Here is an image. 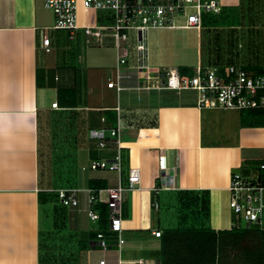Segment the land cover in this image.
<instances>
[{"label": "crops", "instance_id": "0c3cea01", "mask_svg": "<svg viewBox=\"0 0 264 264\" xmlns=\"http://www.w3.org/2000/svg\"><path fill=\"white\" fill-rule=\"evenodd\" d=\"M225 4L236 8L235 14L229 18L223 13V5L215 16L227 22L223 26L230 29L228 39H232L233 29L245 22L258 33L259 37L252 41L260 45L264 41V0H227ZM45 8L43 0H0V264H41L40 241L54 245L49 236L56 223L63 228L55 232L58 249L68 250V244H73L70 250L76 247L74 241L60 236L63 233L79 231L81 237H86L91 232L82 227V218L87 215L85 191L82 198L78 197L77 205L57 206L54 227L41 229V205L49 201L44 193L52 187L41 176V128L46 137L49 163L57 150L56 144L62 151L67 146L71 154L74 152L81 168L92 158L110 159L116 152L112 142L100 151L96 149L89 129L118 128L122 182L126 181L129 166L136 165L140 170L139 182L124 192L121 203L123 243L83 250L80 264H138L139 260L142 264H161L160 235L153 231L180 225L183 217L189 218L190 223L189 215L213 228H229L235 220L228 204L231 173L236 168L251 169L255 173L259 161L264 159L258 151L264 150V141H258L264 133L255 128L259 126H243L240 113L233 112L239 110L236 108L199 107L195 93L189 92L194 89L137 87L142 82L143 69L136 67V57L135 64H128L127 41L123 48L126 61L121 67L129 76L121 79L123 88L119 90L107 86V81L115 78L113 68L118 60L112 35L103 36L100 44L103 48L86 51L87 66L82 71L78 53L75 58L63 50L60 54L66 33L52 27L54 16ZM88 9L83 3L76 7L79 25L96 23L95 13ZM236 16L239 21H234ZM206 26L202 15L200 28L152 27V33H159L161 37L158 41L152 40L150 54L146 32L143 60L147 64L149 58L158 64L153 75L165 68L163 63H168L163 59L165 55L155 56L166 46L173 52L176 67L180 64L191 68L209 66L210 57H203L200 51L199 31ZM172 28H195L196 39L181 38V50L176 53ZM43 36L50 37L49 52L43 49ZM83 38L80 29L70 39H76L75 43L80 45L84 44ZM86 41L92 42L91 46L100 43L91 37H86ZM69 42L73 47L72 40ZM180 53L189 57L179 60ZM54 101L56 106H52ZM215 108L224 111L221 112L225 126L222 140L217 139L214 127L220 120L217 122L216 114L210 110ZM204 109H208L207 121H204ZM230 126L235 130L241 128L233 136L229 133ZM94 171L85 180L87 186L89 178L104 179L106 186L118 181V174L113 170ZM191 190L195 191V200H203L204 206L187 202L186 196ZM171 210L175 215L169 217L167 213ZM66 224L68 228H64ZM90 239L93 241L95 236ZM101 259L103 263L99 262Z\"/></svg>", "mask_w": 264, "mask_h": 264}, {"label": "built area", "instance_id": "2783aa9c", "mask_svg": "<svg viewBox=\"0 0 264 264\" xmlns=\"http://www.w3.org/2000/svg\"><path fill=\"white\" fill-rule=\"evenodd\" d=\"M46 7L54 14L55 29L68 31V36L74 38L78 30L91 37L95 42H101L105 34L114 38L118 52L115 65V78L107 81V86H114L117 90L123 88L121 79L128 77L121 65L126 61L123 52L127 41V31H135L134 51L137 55L136 67L143 69L142 82L137 87L143 88H173L176 90L190 88L197 91V105L199 107L218 108H246L264 106V68L262 72H253L241 66L232 64L226 66H195L190 75H182L177 67L162 68L155 75L144 71L147 67L145 57L146 32L152 27H201L203 11L218 13L221 4L218 0H82L86 8L111 9L114 21L111 24L79 25L76 21V0H43ZM91 40V39H89ZM45 52L51 50L50 37H42ZM56 106V101L52 102ZM107 130L109 131L107 133ZM118 128H90L89 136L95 140L97 147H106L114 143L116 152L112 158H92L89 162L92 169L114 170L118 174L115 185L93 188L90 186H60L54 188L59 201L66 206L78 204V192L87 194L86 213L97 222L100 211L95 207L97 202H105L108 207V234L97 232L94 240L95 247L108 248L120 246L122 235L121 203L124 192L135 187L140 180V170L136 165L127 169L126 181L122 182L121 172L123 159L118 140ZM258 168H264V159L259 161ZM256 172L235 170L231 173L229 182V207L235 215L234 225L243 226L251 223L264 225V183ZM104 194V196L102 195ZM241 220L245 223L242 225ZM161 230H154L160 235ZM103 263L104 260L99 261ZM138 264H142L138 261Z\"/></svg>", "mask_w": 264, "mask_h": 264}, {"label": "rangeland", "instance_id": "374dc122", "mask_svg": "<svg viewBox=\"0 0 264 264\" xmlns=\"http://www.w3.org/2000/svg\"><path fill=\"white\" fill-rule=\"evenodd\" d=\"M223 6L224 11L223 13H226L229 15V18L231 17L232 14H235L236 8H228L229 4H225L227 0H218ZM82 4V0H76V7L80 6ZM239 8V4L237 5ZM237 8V9H238ZM46 12L49 14H53V11L50 8H45ZM89 12L95 13L96 16V23L94 24H100V23H112L114 21V17L112 15V10L111 9H94V8H89ZM54 16V14H53ZM203 16H204V23L207 25L206 28L203 27V29H200L199 34H200V39H201V44H200V51L203 55V57L208 56L210 65L217 64L219 66L227 65V64H232L235 66H242V65H247V64H258L264 66V41L259 45L258 42L252 41L254 37H259L258 33H254L252 31L253 26L250 24H246L245 22H242L241 24H237L238 28L233 29V35L232 39H228V31L230 30L227 26L225 25L227 22L224 21L219 15L216 17L215 13H212L210 11H203ZM111 19V21H110ZM223 20V21H222ZM234 21H239L237 16L235 17ZM54 22V21H53ZM237 23V22H236ZM200 28V27H199ZM249 28V29H248ZM153 28H150L147 30L149 42H148V53L150 54L151 52V46H152V40L155 39L158 41V39L161 37L159 33L154 34L152 33ZM165 30V29H164ZM168 30L167 33L169 32L170 29ZM61 31L65 32V39L62 40V43L60 45V54L65 52L67 55H72L73 58H75V53L79 54V62L80 66L82 67L81 70L83 71V68L87 66V61H86V51L92 52L93 50H97L103 48L100 46L103 42H100L97 45H90L92 42L86 41V37L84 34V41H81L82 43L86 44H81L77 45L75 42L76 39H70L68 38V31L61 29ZM196 29L195 28H190V29H182V28H172L171 33H173V38L176 40V53L180 52L182 45V40L181 38L184 39H196ZM165 33V34H167ZM127 48L129 49L127 52V59H128V64L133 63L135 64V57L137 59V55L134 51V44L136 42L134 36H135V31L133 29H129L127 31ZM67 36V37H66ZM160 36V37H159ZM166 36V35H165ZM262 36V35H261ZM88 38V37H87ZM69 40H72L73 47L70 46ZM179 43V44H178ZM133 45V46H132ZM189 50V49H188ZM183 51V50H182ZM189 52V51H188ZM166 56L163 58L164 60L168 61V63H163L162 65L164 67H176L173 63H176L174 60L173 52L166 46L165 50L162 52H156L155 56L156 57H161V56ZM210 55V56H209ZM152 56H154V52H152ZM185 56V57H183ZM181 56V53L179 54V60L182 58H188V54H184ZM147 67L144 68V71H149L151 74H154L156 72V67L158 64H154L153 62L150 61L148 58L147 62ZM209 65V66H210ZM107 69V68H106ZM115 68H113L114 70ZM189 91V90H185ZM195 93V99L197 98V91H189ZM204 121H207L209 118L206 116V112L208 109H204ZM212 112L216 114L217 122L220 120V122H216L217 125L214 126L217 130L216 137L217 139H223L224 138V133L221 135L223 132L222 129L225 127L223 125V115L221 114V111L223 109H210ZM235 110V109H234ZM239 112V110H235L233 112ZM215 117V116H214ZM230 124V123H229ZM206 126V123H205ZM243 126H250V125H243ZM228 126H226L227 128ZM240 127H236V130H238ZM257 128V131H263L264 133V126H259L255 127ZM54 130V129H53ZM230 135L233 134V136L236 134L235 127L230 126ZM56 132V129H55ZM109 131L107 130V133ZM58 134V130L56 132ZM226 135V133H225ZM263 135V134H262ZM45 133L44 129L41 128L40 130V144L41 148L43 151V154H41V176L44 180L48 181L46 183L48 186H52L50 191L54 193L55 197L53 199H49L47 203H44L41 205V212H40V225L42 231H46L50 229L51 226H55L54 222L57 220V213H58V207L59 208H64L66 205H63L57 195L56 191H54V187L58 186H78V187H86V179L87 177L96 171L94 170H99V169H92L90 168L89 162H87V165L83 166L81 168L80 162H77V158L75 159V153L72 151H69V149L66 147L63 148V152L60 149V145L55 144V148L57 149L53 153V157L50 160L49 163V158L47 154V144H46V139H45ZM258 140V139H257ZM258 141H264V136ZM96 148V147H94ZM96 149H103L101 147H97ZM260 155H264V150H258ZM49 153V152H48ZM107 158V157H106ZM239 171H242L239 168H236ZM103 170V168H102ZM108 170V169H104ZM114 171V170H113ZM111 171V172H113ZM116 172V171H115ZM79 177V178H78ZM83 195H85L84 191H80L78 193V197L82 198ZM51 201L53 203H51ZM52 206V207H51ZM58 206V207H57ZM67 208V207H66ZM174 210V209H173ZM169 217H172L175 215L174 211H169L167 213ZM166 214V215H167ZM83 223L84 226H82L85 229H89L93 231V229L96 228V222L90 220V218L84 214ZM263 223H264V214H263ZM176 223V219L174 220V224ZM242 225L245 223L243 220H241ZM64 228H68V225L66 224ZM52 230L51 235L49 236L51 239L54 240L52 244L56 245L55 242H57L56 238L57 236L55 235L57 232L56 230ZM44 235V232L43 234ZM60 238V236H58ZM59 241V240H58ZM69 248H72L73 244H68ZM68 248V249H69ZM46 251V250H45ZM44 254V248L42 250ZM74 255V254H73ZM48 258H44V262H47Z\"/></svg>", "mask_w": 264, "mask_h": 264}, {"label": "trees", "instance_id": "16d2710c", "mask_svg": "<svg viewBox=\"0 0 264 264\" xmlns=\"http://www.w3.org/2000/svg\"><path fill=\"white\" fill-rule=\"evenodd\" d=\"M241 67L257 73L262 72L264 68L258 64ZM177 68L180 74L190 75L195 67L180 64ZM239 113L242 125L264 126V106L240 108ZM242 172L247 170L242 169ZM257 175L264 183V168H258ZM88 184L90 187L98 188L106 186V181L101 178H89ZM38 192L44 193L43 190ZM188 192H190L186 196L188 203L204 206L203 200H195L196 195L193 194L195 191ZM44 194L47 200L55 197L50 190ZM95 207L100 211V218L96 222V228L88 232L86 237H81L79 231L67 233L68 236L65 233L60 235L61 237L65 235L68 241H74L76 244L74 250L58 249L55 245H45L40 241L41 264H80V252L95 247V239L91 241L90 238L96 236L99 231L106 235L109 232L107 204L97 202ZM189 217L192 220L190 223L187 222L189 218L183 217L180 219V225L162 228L159 236L161 264H264V225L232 224L229 228H213L198 222L190 215ZM60 225L56 223V231L63 230ZM44 258H48V261L44 262Z\"/></svg>", "mask_w": 264, "mask_h": 264}]
</instances>
